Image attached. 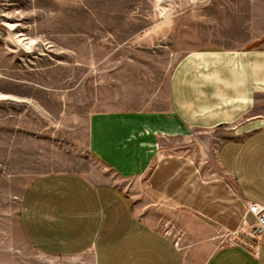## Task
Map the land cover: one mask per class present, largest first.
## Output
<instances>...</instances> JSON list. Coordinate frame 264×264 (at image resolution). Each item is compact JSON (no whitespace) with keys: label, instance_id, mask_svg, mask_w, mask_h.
I'll return each mask as SVG.
<instances>
[{"label":"crops","instance_id":"1","mask_svg":"<svg viewBox=\"0 0 264 264\" xmlns=\"http://www.w3.org/2000/svg\"><path fill=\"white\" fill-rule=\"evenodd\" d=\"M208 4L180 22V38L204 42L171 69L166 106L94 112L87 139L105 169L141 182L151 205L190 216L207 234L176 241L124 189L54 173L34 180L20 204L22 234L42 256L85 264H264V238L252 235L248 210L264 207V0ZM192 131L221 137L215 169L174 150ZM244 229L248 241H234Z\"/></svg>","mask_w":264,"mask_h":264},{"label":"rangeland","instance_id":"2","mask_svg":"<svg viewBox=\"0 0 264 264\" xmlns=\"http://www.w3.org/2000/svg\"><path fill=\"white\" fill-rule=\"evenodd\" d=\"M122 1L0 0V264H85L44 257L22 234V197L47 174L82 173L124 189L176 241L207 234L190 216L151 205L141 182L121 181L96 161L88 119L107 109L164 108L171 69L204 42L180 38V22L219 0ZM220 138L192 131L174 150L215 169ZM238 236L248 241L246 231Z\"/></svg>","mask_w":264,"mask_h":264},{"label":"built area","instance_id":"3","mask_svg":"<svg viewBox=\"0 0 264 264\" xmlns=\"http://www.w3.org/2000/svg\"><path fill=\"white\" fill-rule=\"evenodd\" d=\"M249 213H251L256 220L255 227L252 230V235L255 237L264 238V207L258 204L251 203L248 205Z\"/></svg>","mask_w":264,"mask_h":264},{"label":"bare ground","instance_id":"4","mask_svg":"<svg viewBox=\"0 0 264 264\" xmlns=\"http://www.w3.org/2000/svg\"><path fill=\"white\" fill-rule=\"evenodd\" d=\"M262 213H264V212H262ZM244 230H245V229H244ZM244 230H243L242 232H240V233L237 234V236L239 235L238 238H240L242 235H243V236L245 235V231H244ZM243 238H244V237H243ZM242 243H243V242H242ZM244 244H245V243H244Z\"/></svg>","mask_w":264,"mask_h":264}]
</instances>
